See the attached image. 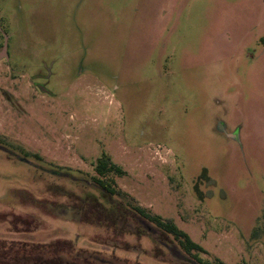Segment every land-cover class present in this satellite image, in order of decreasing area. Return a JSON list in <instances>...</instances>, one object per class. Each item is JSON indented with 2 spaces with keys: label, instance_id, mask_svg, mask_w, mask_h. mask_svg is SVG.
Instances as JSON below:
<instances>
[{
  "label": "rangeland",
  "instance_id": "374dc122",
  "mask_svg": "<svg viewBox=\"0 0 264 264\" xmlns=\"http://www.w3.org/2000/svg\"><path fill=\"white\" fill-rule=\"evenodd\" d=\"M5 43L0 239L196 264L142 219L141 245L81 221L107 153L204 263L264 264V0H0Z\"/></svg>",
  "mask_w": 264,
  "mask_h": 264
},
{
  "label": "trees",
  "instance_id": "16d2710c",
  "mask_svg": "<svg viewBox=\"0 0 264 264\" xmlns=\"http://www.w3.org/2000/svg\"><path fill=\"white\" fill-rule=\"evenodd\" d=\"M96 174L91 176V183L99 194L87 191L84 196H77L81 202V221L94 223L113 230L122 236L134 235L141 245V239H150L149 232L142 228L138 219L152 225L157 231L156 242L168 247L175 245L180 252L196 264H206L199 253L207 251L181 229L172 218H164L152 214L147 208L135 203V198L118 187L115 177L123 176L125 171L113 162L107 153H103L95 164ZM129 221L135 223L134 228L127 226ZM123 250H131L129 242L121 241ZM155 248V247H154ZM153 248V249H154ZM164 248L157 247L149 253L156 259L164 260ZM143 250L141 253H146ZM97 254L104 257L97 258ZM0 264H145L138 259L109 254L95 249L77 247L72 240L61 239L50 242H31L24 240L0 239Z\"/></svg>",
  "mask_w": 264,
  "mask_h": 264
},
{
  "label": "water",
  "instance_id": "95a60500",
  "mask_svg": "<svg viewBox=\"0 0 264 264\" xmlns=\"http://www.w3.org/2000/svg\"><path fill=\"white\" fill-rule=\"evenodd\" d=\"M4 58L8 59L7 43H5L4 48L0 51V61Z\"/></svg>",
  "mask_w": 264,
  "mask_h": 264
}]
</instances>
